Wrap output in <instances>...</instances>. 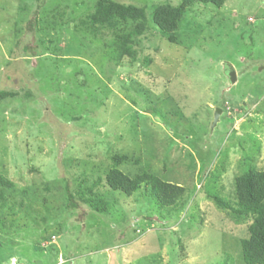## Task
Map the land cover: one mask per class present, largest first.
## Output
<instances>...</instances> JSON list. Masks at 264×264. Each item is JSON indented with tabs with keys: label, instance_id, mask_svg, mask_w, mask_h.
<instances>
[{
	"label": "rangeland",
	"instance_id": "obj_1",
	"mask_svg": "<svg viewBox=\"0 0 264 264\" xmlns=\"http://www.w3.org/2000/svg\"><path fill=\"white\" fill-rule=\"evenodd\" d=\"M96 1L0 0V264H244L250 219L211 197L264 169V0L192 5L175 43L151 16L180 0H111L146 11L121 59L87 21ZM115 165L183 187L185 211L112 192Z\"/></svg>",
	"mask_w": 264,
	"mask_h": 264
},
{
	"label": "trees",
	"instance_id": "obj_2",
	"mask_svg": "<svg viewBox=\"0 0 264 264\" xmlns=\"http://www.w3.org/2000/svg\"><path fill=\"white\" fill-rule=\"evenodd\" d=\"M224 1L180 0L179 5L175 7L158 6L153 10L151 22L168 42L175 43V34L188 7L195 4H210L215 8H220ZM146 18V11L143 7L119 4L111 0H97L94 11L88 16L87 21L93 28L100 30L107 28L112 32L116 58L121 59L125 56L134 57L133 39L141 35L147 28L145 26ZM3 96L2 94L1 97ZM115 166L105 174V182L112 192H119L131 197L142 186H145L156 201L158 208L164 211L166 216L172 218V213L175 210L185 211V205L180 203L185 194L183 187L164 182L147 172L130 177ZM3 185L0 178V186ZM90 188H87L85 193L77 191L78 197L80 194L81 200L89 204L95 212L99 214L108 212L107 207L110 204L94 197L93 188H91L92 190ZM66 191H68L70 205L75 208L77 204L73 201L67 187ZM234 195L235 199L232 203L216 195L211 198L215 206L231 216L235 222L250 219V224L247 226V238L241 241L242 260L244 264H264V169L261 171L251 169L237 177L234 181Z\"/></svg>",
	"mask_w": 264,
	"mask_h": 264
},
{
	"label": "water",
	"instance_id": "obj_3",
	"mask_svg": "<svg viewBox=\"0 0 264 264\" xmlns=\"http://www.w3.org/2000/svg\"><path fill=\"white\" fill-rule=\"evenodd\" d=\"M224 71L226 76L228 77V81L230 84H234L236 81V75H235V71L232 68V66H230L229 64H226L224 66ZM219 115H220V110L216 109L214 116H213V122L211 124V129L217 124L218 120H219Z\"/></svg>",
	"mask_w": 264,
	"mask_h": 264
},
{
	"label": "crops",
	"instance_id": "obj_4",
	"mask_svg": "<svg viewBox=\"0 0 264 264\" xmlns=\"http://www.w3.org/2000/svg\"><path fill=\"white\" fill-rule=\"evenodd\" d=\"M117 259H118V257H117Z\"/></svg>",
	"mask_w": 264,
	"mask_h": 264
}]
</instances>
